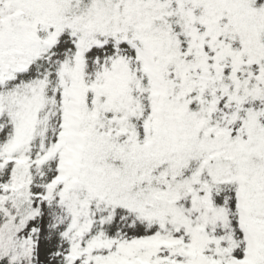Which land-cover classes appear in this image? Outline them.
<instances>
[{"label":"snow or ice","instance_id":"6c2138e0","mask_svg":"<svg viewBox=\"0 0 264 264\" xmlns=\"http://www.w3.org/2000/svg\"><path fill=\"white\" fill-rule=\"evenodd\" d=\"M0 264H264V0H0Z\"/></svg>","mask_w":264,"mask_h":264}]
</instances>
